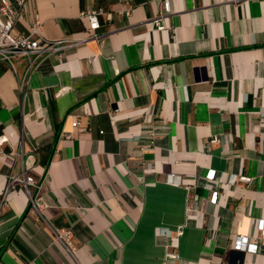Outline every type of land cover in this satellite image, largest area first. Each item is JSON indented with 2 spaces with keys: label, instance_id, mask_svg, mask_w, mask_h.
I'll use <instances>...</instances> for the list:
<instances>
[{
  "label": "crops",
  "instance_id": "1",
  "mask_svg": "<svg viewBox=\"0 0 264 264\" xmlns=\"http://www.w3.org/2000/svg\"><path fill=\"white\" fill-rule=\"evenodd\" d=\"M168 1L26 6L15 34L64 43L0 60V264H77L61 230L82 264H264L235 249L264 221V0Z\"/></svg>",
  "mask_w": 264,
  "mask_h": 264
},
{
  "label": "built area",
  "instance_id": "2",
  "mask_svg": "<svg viewBox=\"0 0 264 264\" xmlns=\"http://www.w3.org/2000/svg\"><path fill=\"white\" fill-rule=\"evenodd\" d=\"M36 0H0V60L7 62L11 68L14 70L16 75H19L16 59L25 58L27 60L26 74L23 78H27L33 71L35 67L36 60L43 56L44 54L52 51L56 44L64 43L57 42L51 43L41 37L42 25L39 20L31 27V34L20 35L15 34L14 29L16 24L23 19L24 11L28 4L35 2ZM123 4L127 6V14L132 10V0H122ZM165 13L170 12L169 1L166 0L164 4ZM105 15L103 9L90 10L82 13V17L88 20V38L100 41L102 35L98 33L101 27L100 18ZM158 23V22H157ZM159 25V24H158ZM159 30L165 29L164 25H159ZM73 126L76 128L78 122H75ZM7 142L6 137H0V146ZM149 169L152 168L151 165L148 166ZM217 179V172L211 170L206 175V180L210 184L214 183ZM240 180L244 182H251L252 179L246 176H241ZM167 181L170 183H178L179 178L173 174L167 176ZM237 177H232L230 179L231 183H235ZM16 183L22 184L24 189L30 193V187H36L41 189L34 176L29 175L26 171L20 176H12L8 189L14 187ZM219 199V192L213 191L211 196V202L216 204ZM32 204L38 214L42 215L47 209L48 205L44 202L42 197L33 198ZM259 237L254 241H250L248 237L240 236L236 243L235 249L240 251H247L250 253L264 252V221L261 222ZM54 235L58 241L63 243L67 251L71 254L77 264H82L77 257V252L73 248L70 241V232L61 230L54 232ZM254 248V250H253Z\"/></svg>",
  "mask_w": 264,
  "mask_h": 264
},
{
  "label": "clouds",
  "instance_id": "3",
  "mask_svg": "<svg viewBox=\"0 0 264 264\" xmlns=\"http://www.w3.org/2000/svg\"><path fill=\"white\" fill-rule=\"evenodd\" d=\"M253 250H254V248H253Z\"/></svg>",
  "mask_w": 264,
  "mask_h": 264
}]
</instances>
